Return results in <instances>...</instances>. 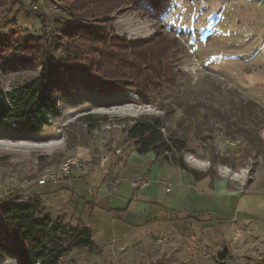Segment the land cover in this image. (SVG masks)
Masks as SVG:
<instances>
[{
	"label": "rangeland",
	"instance_id": "rangeland-1",
	"mask_svg": "<svg viewBox=\"0 0 264 264\" xmlns=\"http://www.w3.org/2000/svg\"><path fill=\"white\" fill-rule=\"evenodd\" d=\"M70 2L0 0V88L12 89L39 74L40 59L23 51L32 40L49 46L51 58L61 60L66 51L57 47L68 44L61 30L95 21L106 22L100 27L114 44L155 36L173 42L160 73L168 70L172 77L155 78L143 96L127 88L100 96L82 86L86 80L73 71L77 91L61 102L60 115L40 133L14 137L0 130V203L37 204L43 215L70 226L78 217L87 219L90 211L80 196H88V185L96 188L87 184V174L77 176L75 170L71 184L52 186L37 185L38 178L68 156L100 170L101 156L117 149L121 158L113 168H119L122 156L134 150L126 130L145 115L161 117L164 133L186 143L180 158L187 166L211 179H227L235 190L264 191V0H171L159 19L122 4L95 21L74 15ZM93 45L75 44L82 50ZM85 58L75 67L85 65ZM120 176V188L140 203L144 190L127 189L128 179ZM119 184L105 183L107 192ZM160 194L170 195L164 187ZM217 202L216 194L208 196L207 205L194 208L203 215L181 220L169 216L158 221V209L136 218L128 215L122 218L123 232L108 221L109 230H93V249H72L59 264H264V220L233 217L238 195L226 199L222 212L216 210ZM150 219L159 224L132 227ZM160 238L174 247L164 245L161 252ZM0 264L18 262L5 258Z\"/></svg>",
	"mask_w": 264,
	"mask_h": 264
},
{
	"label": "trees",
	"instance_id": "trees-1",
	"mask_svg": "<svg viewBox=\"0 0 264 264\" xmlns=\"http://www.w3.org/2000/svg\"><path fill=\"white\" fill-rule=\"evenodd\" d=\"M170 1L71 0L68 5L74 15L78 13L76 15L80 19L87 21L104 17L122 4H130L159 19ZM95 22L70 24L61 30L62 37L68 40V44L62 43L57 47L66 51L64 59L51 58L49 46L42 48L35 40L26 50L23 49L30 58L40 59L41 70L37 76L13 87L11 92L0 88V130L14 137L40 133L50 119L60 115L61 102L67 101L77 91L79 83L74 84L73 71L76 74L80 72L86 80L82 86L98 91L100 96L123 91L124 88L143 96L155 78L171 79L168 70L165 69L162 75L160 73L162 60L168 58V51L174 48L173 42L155 36L149 40L114 44L100 27L106 22ZM78 40L94 45L82 50L75 46ZM85 55V65L76 68L74 63ZM123 79L129 84L121 85L119 81ZM165 128L161 117L145 115L134 120L126 130V137L133 141L134 150L139 154L152 152L156 157L186 170L195 180L208 176L207 172L184 163L180 154L185 151L186 143L171 133L166 135ZM0 230L4 236V239L0 238V260L14 258L18 264H59L72 249H93L96 246L91 229L81 221L74 226L66 225L43 215L37 204L14 200L0 203Z\"/></svg>",
	"mask_w": 264,
	"mask_h": 264
},
{
	"label": "crops",
	"instance_id": "crops-1",
	"mask_svg": "<svg viewBox=\"0 0 264 264\" xmlns=\"http://www.w3.org/2000/svg\"><path fill=\"white\" fill-rule=\"evenodd\" d=\"M121 160L120 167L114 168L113 171L118 176L121 175V178L125 177L128 179L127 189L144 190L143 199H140L141 204L137 202L138 198L135 194L132 197L126 195L127 191L120 188L121 184L114 187L112 191L110 189L109 192H107V189L104 190L107 184L112 183L114 177L111 174L105 177L101 169L98 170L89 166V171L86 174L90 183L87 184L96 186L94 188L96 192L93 195H89L87 191V197H84V195L80 196L84 201L85 207L90 212L87 215V219L81 220L78 217V221L89 227L92 232L94 229L109 230V226L107 227L106 225L108 221L116 230L120 229L123 232V229H125L121 225L124 223L123 217L135 215L136 218L155 209H158L160 214L157 217L158 221L167 220V218H170L169 216L181 220L186 217L192 218L194 215H203L205 211H195V206L199 208L198 205L201 202L206 204V197L215 194L217 199H219L216 208L218 212L224 210L227 198L238 195V206L235 209L237 214L233 217L244 221L251 219L264 220V191L257 192L248 188L243 191H240V189L235 190L227 179L221 177L211 179L206 176L200 180H195L186 170L175 166L169 161L160 160L152 152L139 154L135 150H131L125 156H122ZM130 166L137 167V169L130 170ZM80 175L85 174L79 172L77 176ZM63 181L61 182L71 184L73 179H65ZM140 181L144 182L141 183ZM135 182L140 183L136 185ZM88 186L90 187V185ZM162 187H164L166 193H173L164 195L162 198L160 194V188ZM164 202L169 203L170 207L166 208ZM180 203H182L181 206ZM180 207H183V209H180ZM181 210L186 212V215L181 216ZM189 210L191 211L189 212ZM157 223L159 224L155 219H150L132 227L147 225L149 227Z\"/></svg>",
	"mask_w": 264,
	"mask_h": 264
},
{
	"label": "built area",
	"instance_id": "built-area-1",
	"mask_svg": "<svg viewBox=\"0 0 264 264\" xmlns=\"http://www.w3.org/2000/svg\"><path fill=\"white\" fill-rule=\"evenodd\" d=\"M3 91L11 92L12 89H7ZM120 154L121 151L117 149L113 154L102 155L101 160L99 162V168L101 169L104 176L107 177L111 174L114 177L112 182L115 185L120 183V178L117 173H114L113 167L118 163ZM75 170L80 171L82 174H86L89 171V166L85 164L82 160H80V158H78L77 156H68L62 159L55 168L49 170L46 174L38 178L37 185H55L65 179L71 178L72 173ZM140 182L142 183L144 181ZM140 182H135V184L138 185ZM106 189L108 191V188L105 186L104 190ZM87 191L89 195H93L96 192V190L92 187H89ZM157 245V248L163 253L165 251L164 245L169 246L170 248L174 247L173 242H171L167 238L158 239Z\"/></svg>",
	"mask_w": 264,
	"mask_h": 264
}]
</instances>
